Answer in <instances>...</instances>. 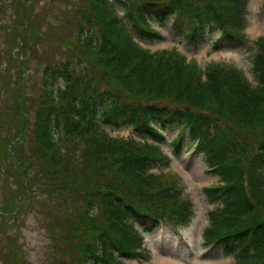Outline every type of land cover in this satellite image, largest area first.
<instances>
[{"label": "trees", "instance_id": "obj_1", "mask_svg": "<svg viewBox=\"0 0 264 264\" xmlns=\"http://www.w3.org/2000/svg\"><path fill=\"white\" fill-rule=\"evenodd\" d=\"M247 3L74 0L64 61H48L38 50V16L19 17L22 38H10L38 63L32 67L25 52L28 69L16 74L12 100L0 101V171L10 168L16 184V200L1 210L11 217L37 203L49 221L62 219L53 264L146 260L140 225L176 233L190 224L193 204L181 177L166 170L164 141L173 154L201 155L217 177L202 189L215 202L206 212L203 247L231 254L233 264H264V36L251 42L254 84L232 64L210 61L201 69L174 46L151 51L140 43L164 40L160 29L171 22L174 35L193 48L215 30L213 50L245 45ZM6 86L0 81V89ZM105 126L129 127L138 139L111 136ZM166 128L178 131L169 141ZM3 256L5 264L24 263L15 240Z\"/></svg>", "mask_w": 264, "mask_h": 264}, {"label": "rangeland", "instance_id": "obj_2", "mask_svg": "<svg viewBox=\"0 0 264 264\" xmlns=\"http://www.w3.org/2000/svg\"><path fill=\"white\" fill-rule=\"evenodd\" d=\"M73 1L0 0V52L4 49L0 53V81L7 85L3 90L0 89V101L3 102L7 99L6 101L10 102L12 100L13 82H16L18 77L16 74L20 70L25 71L27 68L26 64H24L25 52L30 56L32 67L38 63V60L32 59L29 51L25 50L22 53L10 38L11 33H14L18 38L17 40L22 38L24 32V30L22 31V25L17 27L19 17L23 16V12L24 15L30 16L31 21V14L38 16L40 21L37 18H33V21L40 27L39 32L44 34L36 40V43L40 45L38 50L43 54H49L50 58H48V61L51 58H58L64 61L69 58L66 52L67 45L64 42L68 39L70 43H73V31H70V27H72L70 17L75 9ZM263 1L248 0L244 21V32L248 36V42L245 45L232 49L213 50L211 41L219 34V30H215L210 34L211 41L204 42L193 48L186 42L184 36L174 35V28L171 26V22L160 29L161 34L165 37L164 40L153 43L140 41V43L144 48L151 51L169 49L174 46L179 52L185 54L187 59L195 58L201 69L205 68L210 61L232 64L242 70L248 80L254 84L255 78L252 70L254 55L251 42L264 36ZM19 4L22 12L18 15L16 7ZM114 4L117 5L118 12L122 14L121 5L117 2ZM24 20L26 23L27 18H24ZM29 40H31V37H29ZM2 53L3 57L1 58ZM33 70L32 68L31 75L34 74L35 78H37V72ZM31 82L33 87L39 86L38 81L34 82L31 79L29 84ZM61 84V79L57 80L56 88L60 87ZM4 107L5 113H7L6 106ZM220 124L222 122L218 123L219 126ZM105 131L111 136L138 139V136L129 127L110 129L105 126ZM12 132L14 133V131L9 134L6 133L8 134L7 137H10ZM177 132V129L166 128L163 134L165 133L166 140L169 141L176 136ZM162 145L165 150L167 149L171 157L170 166L166 170L176 172L181 177L184 191L192 201L194 209L193 219L188 226L176 234L171 229L164 230L157 226L144 229L140 225L139 229L142 230L144 244L150 250V256L146 260L136 261L129 259L124 260V262L126 264H233L234 258L232 255H222L219 249H205L202 247L201 233L207 225L206 212L212 209L215 204V202L208 201L202 189L215 183L217 177L207 168L208 166L203 162L201 155L194 154L189 149L173 154L172 150L167 147L168 143L166 141ZM10 164L11 166L13 165L11 160ZM3 168L0 171V264H5L3 255L6 254L7 245L14 240L23 252V264L56 263L57 261L52 258L54 257L53 246L61 232V228L57 224L62 222V219H51L49 221V217L44 216V214L50 213L45 208H37V203L33 207L32 204L26 206V208L17 212L19 213L18 215L11 217L6 211L1 210L8 199L13 197L16 200L13 193V189L16 188L14 177L9 170L10 168H6L5 165H3ZM50 200L53 201L54 199ZM57 201L54 200V202ZM14 208L15 206L13 210ZM48 209L53 212L57 210L53 204L49 205ZM48 222L57 225V227L52 228L48 225ZM58 262H62V260ZM60 264H63V262Z\"/></svg>", "mask_w": 264, "mask_h": 264}]
</instances>
